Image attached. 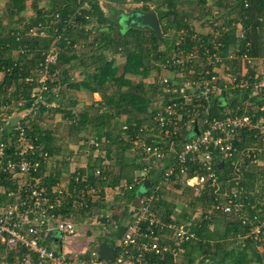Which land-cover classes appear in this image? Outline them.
<instances>
[{
	"label": "trees",
	"instance_id": "1",
	"mask_svg": "<svg viewBox=\"0 0 264 264\" xmlns=\"http://www.w3.org/2000/svg\"><path fill=\"white\" fill-rule=\"evenodd\" d=\"M1 1H6V4L4 17L1 16L4 11L0 8V73L5 71L6 76L0 81V109L7 104L19 107V100L25 102L19 107V111L30 108V94L37 83L31 85L25 79L32 74L30 71L35 69V65L44 63V55L54 48L57 58L51 69L54 74L58 73V79L63 83L60 95H53L57 108L50 109L40 105L39 109L37 106L35 109L40 111L38 121L35 123L30 119L27 135L39 137L37 143H42L53 154V133L39 120L42 114L47 113L67 120L71 135L77 141H97L101 152L94 157L96 166L91 169H100L101 178L104 177L99 184L102 188L122 186L123 196L119 200L124 210L120 218H124L129 214L131 204L136 203L140 188V183H135L134 171L149 164L143 150H134L135 130L151 125V115L169 99L164 94L162 82L158 81L161 74L159 62L169 55L177 42L175 39H168L167 32L170 29H174L175 33L182 30L186 23L185 16L176 10L171 0H165L168 3L166 9L154 6L155 0H48L50 3L47 8L41 7L42 0H32L30 8L34 14L31 16L26 15L27 0ZM104 1L109 4L104 6ZM114 1H117L116 5L112 4ZM246 1V5L245 0L240 2V16L237 21L243 26L244 38L236 36L237 29L232 26L234 22L229 21L228 31L217 41L222 44L218 50H224L227 55L231 45L240 42L244 46L248 42L251 44L250 56L258 58L264 55V0ZM127 3L142 4L135 9L143 12L155 11L159 17L162 35L158 36L149 30L123 27L121 19L128 11ZM31 30L38 34L30 36ZM206 42L209 47L212 45L210 39ZM185 46L187 50H192L197 45L187 39ZM84 48L87 50H80ZM15 51H18V59L13 54ZM212 51L216 50L213 48ZM106 52L120 55L124 62L122 69L117 58L110 59L105 55ZM25 61L27 66L24 65ZM200 62L205 63L201 59L195 68L204 71ZM227 64L230 70L234 67L238 69L237 61ZM83 67L84 80L71 83L68 75L70 71ZM185 71L186 69L183 72ZM153 73H156L153 81L148 82ZM249 76L253 81L256 72L249 73ZM54 83L57 82L53 80ZM65 85L69 89L83 87L92 94L99 93L101 100L80 110V103L66 95ZM227 94L224 95V104L227 107L237 109L248 103L252 111L256 112L257 118L264 115V90L257 96H252V90H236L230 95ZM209 117L222 118L220 107L210 108ZM2 137L1 141L9 142L10 139L5 135ZM184 138L185 135L180 141ZM14 139L15 137L12 138ZM247 145L254 146L251 141ZM256 147L262 149L263 145L258 143ZM259 156L264 158V153ZM250 161L251 157L247 158L241 173L235 171L231 161H225L221 168L215 166L221 191L234 189L242 196L239 201L242 208L233 213L215 209V189L210 186H205L200 193H196L194 188L180 179L160 186L162 178L157 176L158 171L150 172L147 180L152 183V190L147 193L143 204L153 195L151 210L155 218L162 224L174 220L185 221L190 235L188 241L166 240L165 245L169 247V251L162 256H147L151 258L152 264H264V168L250 165ZM169 163L170 159H166L164 165L168 167ZM189 168L187 178L194 175L195 167L189 164ZM153 180H157L155 184ZM92 181L90 179L88 184L94 186ZM10 182L12 181L0 180V190L3 187L8 193L14 190L13 182ZM85 184L87 183H80V187ZM5 195L0 194V203ZM100 197L102 193H93L82 199L75 198L78 200L76 205L83 201L84 207H77L89 217L93 214L94 207H97ZM73 203V200L70 201L68 207ZM66 210H69V215L72 213L69 208ZM197 212L200 213L198 216ZM110 224L111 221L107 227ZM163 234L169 238L171 232L165 230ZM4 257L5 247L0 243V264L8 260ZM8 261H13L12 255Z\"/></svg>",
	"mask_w": 264,
	"mask_h": 264
},
{
	"label": "built area",
	"instance_id": "2",
	"mask_svg": "<svg viewBox=\"0 0 264 264\" xmlns=\"http://www.w3.org/2000/svg\"><path fill=\"white\" fill-rule=\"evenodd\" d=\"M30 34L36 36L38 33L31 30ZM181 35L183 37L172 52L159 62V80L169 99L151 115V125L135 130L134 150H143L149 162L136 177L145 180L151 171L156 170L162 178L160 186L175 182V179L184 180L196 193L210 186L215 189L216 210L238 212L242 208L239 202L242 196L234 189L221 191L215 166L231 161L235 171L241 173L247 158L251 157L250 165L264 168V158L259 156L264 153V115L257 118L248 103L237 109L224 104L222 118L209 117V110L212 100L224 93L230 95L236 90H252V96L259 95L264 90V78L256 75L251 81L252 77L246 71L254 63L250 56V43H245L240 52L223 56L218 51H210L208 39L198 33L182 32ZM187 39L200 49L187 50ZM211 44L218 50L220 44L216 41H211ZM44 57L37 77L26 79L31 84L38 79L39 85L31 94L33 106L46 100L43 93L48 91L51 66L56 63L57 53L51 48ZM201 59L205 61L200 62L204 71L195 68ZM229 60L237 61L238 69L229 70ZM33 109L30 107L23 124L16 129L14 140L10 139L8 143L0 140V172L20 180L16 189L7 194L5 202L0 203V243L5 247L4 258L9 260L13 256V261L1 264H152L147 256H162L169 251L166 240H189L185 221L162 224L155 218L151 210L152 195L122 235L115 260L101 259L99 244L62 214L66 201L72 199L76 205L78 200L75 198H85L96 193V189L80 176L67 192L51 191L45 186L41 169L50 160V154L27 135ZM195 127L198 133L194 132ZM184 135V140L180 141ZM249 141L253 147L247 145ZM258 143L263 145L262 149L256 147ZM92 144L99 147L97 141ZM166 159H170L168 167L164 165ZM189 164L195 169L194 175L187 178ZM80 183L87 184L80 187ZM83 204L79 201L78 206L84 207ZM165 230L171 232L169 238L164 236ZM75 238L79 241L72 242L76 247L72 252H56L47 246L52 240L71 241Z\"/></svg>",
	"mask_w": 264,
	"mask_h": 264
},
{
	"label": "crops",
	"instance_id": "3",
	"mask_svg": "<svg viewBox=\"0 0 264 264\" xmlns=\"http://www.w3.org/2000/svg\"><path fill=\"white\" fill-rule=\"evenodd\" d=\"M116 2L117 1H114L112 4L116 5L115 4ZM240 2L241 0H171V4L175 5L176 10L180 11V14L185 16L184 19L186 23H185V26L183 25L184 27L182 28V30L179 31L180 33L179 32L175 33L174 29L173 30L170 29L167 32L166 36L168 39H171V40L175 39L174 41L177 40L176 43H178L179 39L183 37L181 35L182 32L183 33L185 32L187 34L198 33L200 36H202L205 39L207 38V39H210L211 41L217 42L220 38L224 37L225 33L228 31V27L230 24L227 22L233 21L234 23L232 24V26H235L237 29L236 36L240 37V39L244 38L245 31L243 29V26L241 23L237 22L240 16L239 15ZM49 3L50 2L48 0H42L40 5L41 7L47 8L49 7L48 6ZM246 3L247 1L245 0V5ZM5 4H6V1L0 2V8L2 11H4V13H1L2 14L1 16L3 17L5 15ZM107 4H109V2L104 1V6H107ZM171 4L169 3V5ZM26 5H27L28 10L30 9L32 11L31 15H33L34 12L30 8L32 5V0H27ZM155 5L161 6L163 7V9H166L168 7V3L165 0H155L154 6ZM141 6L142 4H134V3L126 4V7H130L131 9L132 8L135 9L136 7H141ZM26 15H28V13H26ZM31 15H28V16H31ZM5 24H7L6 20H5ZM30 36L32 35L30 34ZM220 46L222 47V44H220ZM220 46H218V48ZM243 47L244 46L240 44V42L235 43L230 46V48L228 49L226 53L227 55H229L235 52H240ZM213 48L214 46L211 45L209 47L210 51H212ZM162 49L164 50L165 47L163 46ZM195 49L199 50L200 48L196 46ZM172 50L173 48H171V51L169 52V54L172 52ZM224 52H225L224 50L222 52L221 50H218V53H220L223 56H226ZM17 53L18 51H15L13 53L16 58L18 57ZM108 53H109L110 59L116 57L117 62L121 60L119 54H112L111 52H108ZM22 57L26 59V57L24 56ZM252 58H253L254 63L252 65H249L246 69L248 75L249 73L251 74V72L255 71L256 75L259 76L261 79H263L264 78V55L258 58H255V57H252ZM28 60H30V58ZM120 62L121 61H119L118 63ZM228 62H231L233 64L235 63L234 60H229ZM25 64L27 66L26 61L24 62V65ZM227 68L230 70L228 64H227ZM80 69H84V67ZM80 69L71 70L70 73L68 74L70 76L71 83H79L84 80L85 76L83 75L82 70ZM38 71H39V66L35 65V69L30 71V73H32L30 75H32L33 77H37ZM155 74L153 73L152 77H149L147 81L152 82L153 81L152 78L154 77ZM30 75L27 78L31 77ZM75 75H80V77L78 78V76H75ZM5 76H6L5 71L0 73V81H2L5 78ZM159 76H158V81L160 82ZM26 79H25V82H26ZM36 80L38 81L37 78ZM53 80L57 82L56 84L54 83L55 85L53 84ZM58 80H59L58 73L54 74L53 69H51V77L47 83L48 91L43 93V98L47 97L46 100L43 103H39L37 105L35 104L34 105L35 107L33 106V102H32L30 106L31 108H34L32 111L33 113L31 114L32 116L31 118H32V121L34 120L35 123H37L38 121L37 118H38V115L40 114V111L35 109L37 106H38L37 108H39L40 105L50 108V109L57 108L56 102L53 101V95H57V96L60 95L61 84H63L61 80L59 81ZM37 81H35V83H37V86L35 88H37L39 85ZM33 84L34 83H32L31 85ZM68 85H65L64 87L67 91L66 95H68L72 99L75 98L80 103V106H79L80 110L81 108L83 109L84 106L89 105L92 102H98L101 100V95L99 93L92 94L89 91L85 90L83 87H80L79 88L80 90L78 88L69 89ZM33 90L31 91V94ZM31 94H30V99H31ZM225 94L226 93H224L222 96L214 98L212 100L210 108L216 109L220 107V109L222 110L224 106V101H225L224 99ZM49 99L51 100V102ZM24 103L25 102L23 100L22 101L19 100L17 106L21 107ZM19 107H16V106L14 107L9 104H7L4 107H1L0 114H2L3 116L0 117V136L5 135L9 139H12L15 137L16 129L18 128L19 125H21V123L23 124V120H25L23 118L28 114L29 109H30V108H27L25 111H19ZM16 117H19L20 120L18 121L16 127H11L10 120ZM57 118H59L60 120L56 121L57 123H55L54 120H56ZM39 120H42L41 124L49 128L53 133V154H50L48 149L46 150L45 146L42 143L41 145L37 143L39 142V137L29 136V138L32 140L34 144H36L37 146L40 145L39 147L48 151L49 154L51 155L48 163L43 165L41 169V173L44 175L45 186L49 188L51 191L57 189V190L67 192L72 189L75 183V179L78 176H80V177L86 178L89 182H90V179L93 180L92 185H94L93 187L96 189V192H97L95 194L99 195L102 193V197H100L101 199L97 202L98 204L97 207H94L95 210L91 216L89 217L86 216L87 214L84 213V211L81 212L77 207L78 205H75L74 203L68 207V203L72 201V199H69L68 201H66V205L64 206L65 210L62 211V214L66 218L72 219L77 225L81 227V229L86 228L87 229L86 232H88V235L92 237L99 244V247L103 243V244L110 245L114 248H117L120 244L121 237L125 233L128 225L133 222L134 217L138 213V210L142 206L145 205L143 204V202L144 200H146L145 197L147 193L150 190H152V186L149 190H143L141 187V183L145 182L147 179H145L144 181L142 179H138L136 175L139 174V170L134 171L135 183H137V185L140 183V188L137 191L136 203L131 204V206L129 207V214L124 216V218H120L124 210L123 204H121V200H119L121 196H123V193H121L122 186L121 187L117 186L115 188H109V187L102 188L101 186H99V184L101 181H103L104 177L101 178L100 169H94V170L91 169V167H93L94 165L96 166V161L94 157H97L98 155H100V152H101L99 150L100 148L95 147L92 144L93 141H90V140L89 142H86L84 140L77 141V139H75V137L71 135V130L69 126L70 123L67 120H64L59 115L53 116V114L48 115L47 113H45V114H42V118H40ZM2 136L0 137V139L3 138ZM93 147H95V150L93 149ZM102 158H105V157H102ZM102 165H105V164H102ZM106 165L108 166V164ZM104 170H106V168ZM157 176H160V174H157ZM0 180L6 181V182L12 181L13 182L12 188L14 190L18 186V182H20V180H18L17 177L7 176L2 172H0ZM156 181L157 180H153V183L155 184ZM151 184L152 183L150 182V185ZM9 189H11V187H9ZM7 193L8 191H6L4 187L0 190L1 195L6 194L3 201H5L6 198H8ZM102 205H105V206L102 207ZM68 208L73 213L72 214L70 212L72 215L71 214L69 215V212H68L69 210H66ZM199 214L200 213L197 212L196 216H198ZM110 221H111V224H110L111 226L107 227V224ZM47 246L49 247V249L56 251V252H61L62 250L66 252H72L76 249V247L73 246V243L71 241L66 242V241H62V239L60 240L56 239V241L54 240L49 241ZM76 246H78V244ZM80 246L78 248H80Z\"/></svg>",
	"mask_w": 264,
	"mask_h": 264
},
{
	"label": "water",
	"instance_id": "4",
	"mask_svg": "<svg viewBox=\"0 0 264 264\" xmlns=\"http://www.w3.org/2000/svg\"><path fill=\"white\" fill-rule=\"evenodd\" d=\"M122 25L128 29L131 27L138 28V29H144L149 30L155 33L158 36L162 35L161 26L159 22L158 15L155 11L150 12H143V11H132L131 13L124 14L121 19ZM19 117L12 118L10 120V126L16 127ZM194 132L198 133L197 127L194 128ZM223 166V163L219 165L221 168ZM146 188H151L150 182L148 180L145 181ZM99 256L101 259L113 262L115 260L117 251L116 248L107 245V244H101L99 249Z\"/></svg>",
	"mask_w": 264,
	"mask_h": 264
},
{
	"label": "rangeland",
	"instance_id": "5",
	"mask_svg": "<svg viewBox=\"0 0 264 264\" xmlns=\"http://www.w3.org/2000/svg\"><path fill=\"white\" fill-rule=\"evenodd\" d=\"M136 8H138V7H136ZM127 9H128V11H127L128 13L137 10V9H134V8L131 9L130 7H127ZM139 11H141V10H139ZM127 12H126V14H128ZM26 13H28V15H31L32 11L29 9V10H27ZM6 21H7V20H6ZM77 48L79 49V46H77ZM80 50H87V48L80 49ZM110 54H111V53H110ZM105 55H106L107 57H109V53H108V52H106ZM110 57H111V55H110ZM119 61H121V60H119ZM119 61H118V62H119ZM119 64H120L119 66H120L121 69H122V67H123L122 65L124 64V62L121 61ZM121 69H120V71H121ZM80 70H82V69H80ZM77 74H78V73H77ZM75 76H78V78L80 77V75H75ZM79 90H80V89H79ZM90 101H91V100H90ZM55 105H56V104H55ZM58 120H60V119L57 118L56 120H54V122L57 123L56 121H58ZM54 122H53V123H54ZM248 168H249V166H248ZM141 187H142L143 190H149V188H146V186H145V182L141 183ZM4 202H5V201H2L1 203H4ZM180 208H181V207H180ZM82 231L86 232L87 229H86V228H83ZM73 241H77V242H78L79 239H78V238H75V239L71 240V242H73ZM66 242H67V241H66Z\"/></svg>",
	"mask_w": 264,
	"mask_h": 264
}]
</instances>
